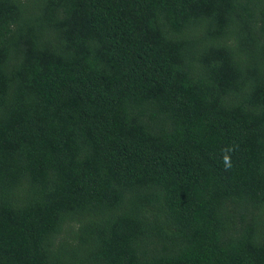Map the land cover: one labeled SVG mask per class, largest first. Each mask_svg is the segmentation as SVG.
Here are the masks:
<instances>
[{"label":"trees","instance_id":"trees-1","mask_svg":"<svg viewBox=\"0 0 264 264\" xmlns=\"http://www.w3.org/2000/svg\"><path fill=\"white\" fill-rule=\"evenodd\" d=\"M0 264H264V0H0Z\"/></svg>","mask_w":264,"mask_h":264}]
</instances>
